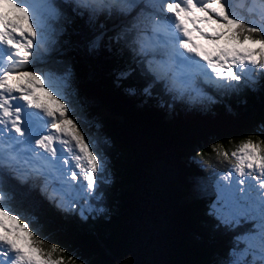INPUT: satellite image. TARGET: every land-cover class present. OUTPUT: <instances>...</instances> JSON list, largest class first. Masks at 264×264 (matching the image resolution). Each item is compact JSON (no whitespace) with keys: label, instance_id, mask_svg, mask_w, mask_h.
I'll return each mask as SVG.
<instances>
[{"label":"trees","instance_id":"16d2710c","mask_svg":"<svg viewBox=\"0 0 264 264\" xmlns=\"http://www.w3.org/2000/svg\"><path fill=\"white\" fill-rule=\"evenodd\" d=\"M51 2L60 13L49 21L54 42L32 66L68 74L63 91L71 115L102 153L109 182L97 202L103 211L82 219L48 200L37 179L23 182L0 169L13 206L34 217L38 235L68 250L65 259L75 254L76 264H223L235 235L248 225L227 229L209 215L214 200L205 186L213 187L214 165L224 163L209 145L229 151L260 134L264 76L236 89L208 86L211 100L173 99L159 84L146 96L138 58L125 39H116L139 9L90 21L78 14L76 0ZM253 4L236 0L245 13ZM101 30L104 39L92 47ZM121 71L130 77L120 78Z\"/></svg>","mask_w":264,"mask_h":264},{"label":"snow or ice","instance_id":"6c2138e0","mask_svg":"<svg viewBox=\"0 0 264 264\" xmlns=\"http://www.w3.org/2000/svg\"><path fill=\"white\" fill-rule=\"evenodd\" d=\"M259 3L264 6V0ZM75 7L90 21L140 9L116 39H125L138 58L146 96L159 84L173 99L211 100L204 85L236 89L264 76V7L245 13L237 10L236 0H146L143 6L76 0ZM59 15L51 0H0V169L23 182L37 179L48 200L87 219L103 211L93 201L103 199L101 185L109 182L105 159L71 115L63 92L68 74L31 68L54 42L49 21ZM103 39L101 30L91 46ZM197 39L214 45L212 51ZM119 75L126 79L130 72ZM128 90L134 94L136 87L130 84ZM259 133L231 153L222 144L209 145L217 157L235 160L216 183L209 215L227 229L248 225L235 235L223 264H264V125ZM13 203L0 182V264H76L75 254L65 259L68 250L38 235L34 217Z\"/></svg>","mask_w":264,"mask_h":264},{"label":"rangeland","instance_id":"374dc122","mask_svg":"<svg viewBox=\"0 0 264 264\" xmlns=\"http://www.w3.org/2000/svg\"><path fill=\"white\" fill-rule=\"evenodd\" d=\"M242 1H246V0H242ZM250 4L254 2L253 4V10L255 11H259L261 10L262 6L260 3H259V0H247ZM139 2H146V0H139ZM238 8V7H237ZM199 15V14H198ZM17 22H23V21H17ZM122 22V21H121ZM25 26L27 27V25L25 24ZM204 27H207L208 28V31L211 32V27H208L207 25H204ZM214 27V26H213ZM199 42L201 43V45L208 49L209 51H212L214 45L206 42L205 40H201V39H198ZM31 68H34V69H37V70H40L42 71L41 69H38V68H35L34 66L31 65ZM248 85H252L253 82L251 83H247ZM205 89L209 90V87L207 85H204L203 86ZM64 90V88H63ZM64 92V91H63ZM41 94H45L43 92H41ZM46 95V94H45ZM237 146V145H236ZM235 146V147H236ZM235 147L231 150H229V153H231V151H233L235 149ZM222 160H224V163H220V164H215V168L214 171L212 172L211 174V177H212V184H213V187H209V186H205L207 192H209L211 194V197H212V200H215L216 198V191H215V188H216V183L217 181H220L221 178L226 175L230 168L232 167V165L235 163V160L234 159H230V160H225L223 157H222ZM97 202L99 201H93L94 205L97 207V208H101L100 205L97 204ZM65 209V208H64ZM66 210V209H65Z\"/></svg>","mask_w":264,"mask_h":264},{"label":"bare ground","instance_id":"6f19581e","mask_svg":"<svg viewBox=\"0 0 264 264\" xmlns=\"http://www.w3.org/2000/svg\"><path fill=\"white\" fill-rule=\"evenodd\" d=\"M196 34H194V36H195Z\"/></svg>","mask_w":264,"mask_h":264}]
</instances>
